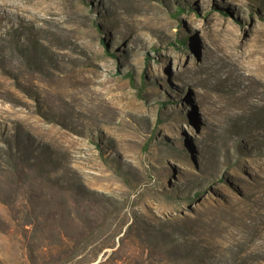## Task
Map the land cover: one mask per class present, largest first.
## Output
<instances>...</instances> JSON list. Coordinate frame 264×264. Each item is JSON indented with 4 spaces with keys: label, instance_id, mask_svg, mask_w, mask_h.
Here are the masks:
<instances>
[{
    "label": "rangeland",
    "instance_id": "rangeland-1",
    "mask_svg": "<svg viewBox=\"0 0 264 264\" xmlns=\"http://www.w3.org/2000/svg\"><path fill=\"white\" fill-rule=\"evenodd\" d=\"M0 264H264V0H0Z\"/></svg>",
    "mask_w": 264,
    "mask_h": 264
},
{
    "label": "trees",
    "instance_id": "trees-1",
    "mask_svg": "<svg viewBox=\"0 0 264 264\" xmlns=\"http://www.w3.org/2000/svg\"><path fill=\"white\" fill-rule=\"evenodd\" d=\"M180 10H182V9H179V11ZM177 44H178V46H184L185 45V41H184V39H181V38H178L177 39Z\"/></svg>",
    "mask_w": 264,
    "mask_h": 264
}]
</instances>
